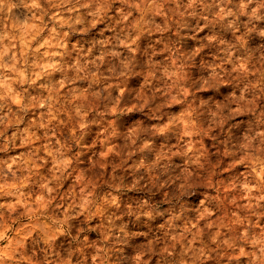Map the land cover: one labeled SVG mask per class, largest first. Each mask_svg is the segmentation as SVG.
<instances>
[{
  "label": "clouds",
  "instance_id": "obj_1",
  "mask_svg": "<svg viewBox=\"0 0 264 264\" xmlns=\"http://www.w3.org/2000/svg\"><path fill=\"white\" fill-rule=\"evenodd\" d=\"M0 264H264V0H0Z\"/></svg>",
  "mask_w": 264,
  "mask_h": 264
}]
</instances>
